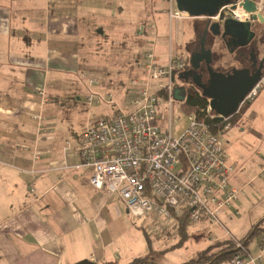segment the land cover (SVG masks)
<instances>
[{
	"label": "crops",
	"instance_id": "0c3cea01",
	"mask_svg": "<svg viewBox=\"0 0 264 264\" xmlns=\"http://www.w3.org/2000/svg\"><path fill=\"white\" fill-rule=\"evenodd\" d=\"M147 11L144 0H0V264H76L85 258L130 264L142 257L155 262L150 256L157 250L149 237L138 247L127 239L140 226L131 221L125 202L95 188L89 181L91 169L76 167L93 105L85 102L88 79L82 85L73 76L80 72L87 78L88 70L100 71L93 89L102 96L112 87L122 89L120 72L128 64L131 45L114 43L113 33L126 34L123 14L133 12L137 42L154 44L155 38L146 35L153 21L143 22L149 18ZM155 47L160 61L166 52ZM183 47L178 44L180 51ZM172 52L170 44L166 63ZM94 53L104 55L103 60L96 61ZM109 68L117 69L114 79L104 77ZM134 72L130 80L138 77ZM38 86L44 95L37 93ZM35 114L46 118L48 131L40 132ZM244 118L245 111L238 123ZM258 169L248 179L234 168L230 184L240 191L255 177L264 181V159ZM233 206L237 214L243 204L236 201ZM160 224L166 226V221ZM154 225L143 219L141 227L159 226ZM195 226H188L189 234ZM222 236L212 235L210 242ZM258 242L254 252H259ZM194 256L179 255L163 264H183Z\"/></svg>",
	"mask_w": 264,
	"mask_h": 264
},
{
	"label": "built area",
	"instance_id": "2783aa9c",
	"mask_svg": "<svg viewBox=\"0 0 264 264\" xmlns=\"http://www.w3.org/2000/svg\"><path fill=\"white\" fill-rule=\"evenodd\" d=\"M165 1L168 7L163 11L170 20L210 18L223 22L228 17L245 20L250 16L241 7L245 0L223 5L211 17H193L180 11L176 0ZM254 1L257 12L262 13L264 1ZM233 4H236V10L231 9ZM149 28L155 31V23L149 22ZM140 65L146 79L135 77L130 81L137 94L131 101L132 109H117L108 118L91 113L93 121L79 140L76 167L91 169L90 183L99 190L119 196L133 217L150 220L152 225L157 222L163 228L175 226L178 229L179 218H184L189 225L199 222L219 224L226 236L232 238L220 216L235 204L239 190L230 184L234 167L228 162L221 134L214 132L194 113L187 116L188 123L181 134L175 136L172 133L174 103L182 105L186 101V95L183 100H177L174 90L178 87L186 89L191 84L179 77L189 69L190 62L184 56L170 54L168 62L161 64L153 51H145ZM98 84V78H88L89 93L85 102L88 105L102 101L114 103L112 93L106 91L102 96L93 89ZM263 86L264 68L244 102L253 101ZM36 91L44 95L42 86ZM166 110L169 112L168 129L162 132L158 117L164 119ZM208 110H212L210 106ZM34 119L40 132L48 131V123L42 114H35ZM229 128L230 124H227L225 129ZM161 221H166V226H162ZM235 241L237 247L242 246L240 240ZM258 247L257 255L242 247L225 264H264V236Z\"/></svg>",
	"mask_w": 264,
	"mask_h": 264
},
{
	"label": "rangeland",
	"instance_id": "374dc122",
	"mask_svg": "<svg viewBox=\"0 0 264 264\" xmlns=\"http://www.w3.org/2000/svg\"><path fill=\"white\" fill-rule=\"evenodd\" d=\"M144 4H146L148 7L146 14H148L149 18L146 22L145 20L143 22L148 23L149 20H152L156 26V32L147 30L146 35L147 37H154L155 43H138V36L136 34L139 30V26L136 22V15L133 14V12L123 14L126 22L124 23L125 26H123L121 29H124L126 34L120 36L118 32H115L113 33L114 35L112 39L114 43L118 41L121 42L123 40L124 42H127L125 45H131V50L128 51V58L130 57L128 64H126V67L120 72L125 85L122 89H116V87L110 88L109 92L112 93L113 102H115V105L114 103L111 104L106 101H102L98 107L97 105L91 106L89 111H91L94 115H99L100 113L104 118H108L112 116L116 109L123 111L132 109L131 101L137 97V94L135 92L136 87L132 86L130 83V75L135 70L136 72L134 73L138 75L140 80L143 78L146 79L145 71L140 65L141 57L145 51H153L157 55L158 52L155 45L159 46L158 49L163 51V53L166 52L163 54V59H160L159 61L161 64H165L167 61V53L170 50V44L174 57H179L181 55L185 57L188 56L187 46L189 39L192 37L195 23L200 19H181L172 20L171 22L169 15L163 11L168 7L165 0H144ZM262 14L264 16V3ZM97 27L101 28V26ZM104 29L108 33L112 31L111 29H107V27H104ZM255 30L259 35L260 32L264 30V22L257 26ZM150 31L152 34H150ZM194 40H196L195 35L193 36L192 41ZM178 44H182L184 46L182 51L178 49ZM219 45L220 44L218 43L213 47L214 51H217L218 53L224 50V48H220ZM110 50L112 54L116 52L114 49ZM91 56H94L96 61H101L104 57V55L96 53L92 54ZM132 61H138V63L135 66H132L134 65L132 64L134 63ZM230 61L231 60L228 57L222 61L220 60L218 65H223V67L227 68ZM99 73L100 71L95 73V71L88 70L87 78L82 77L80 72L73 76H76L77 80H79V82L84 85L87 83V79L89 77L97 79V74ZM114 73H117L116 68L106 69V73L104 74L106 76L104 77L106 79H110L111 77L114 79ZM162 113V109H159V114ZM187 116L188 113L182 109L178 102H175L171 119L173 135L178 136L187 126ZM168 122L169 112L166 110L164 112V119H160L158 117V126L162 132H165L168 129ZM238 124H240L241 128L244 129L241 130L236 125H233L221 135L223 147L227 157L233 162L235 170L243 171L244 176H246L248 179H251L256 173H258V166L264 159V86L261 88L257 97L252 101L249 109L245 110V118L242 119ZM255 178L256 179L251 180V183L248 184V187L239 191L237 202L240 201L243 206L238 209L237 214L234 213L235 207L232 206L220 216L222 224L229 230L232 238L234 239L228 236L227 238L233 240L235 243V239L241 240L240 238L246 235L250 228L254 227L258 220L264 216V181L262 177ZM256 187H259V192H254V188ZM129 216L131 221L135 222V224L137 223L140 228L137 227V230L131 229L127 235V239L129 240L130 237V241L135 244V247H138L140 244H142V242H144V240H146V237H149L152 247L155 251L157 250V252L151 254L150 258L159 264L170 263L179 255H196L202 249L209 247L213 243L210 242L212 235H223L221 239L225 237V230L219 224L207 222L209 225L203 228L204 224L206 223L199 222L195 224V227L190 228L191 236L186 242L179 246L178 243L180 240V235L175 226L163 228L159 225L154 228H144L145 225L141 227L143 223L142 218H136L130 214ZM205 229H208L209 231ZM263 236L264 234L258 233L251 240L249 247L250 253L252 255L258 254L257 251L254 252L253 247L255 242L259 241Z\"/></svg>",
	"mask_w": 264,
	"mask_h": 264
},
{
	"label": "water",
	"instance_id": "95a60500",
	"mask_svg": "<svg viewBox=\"0 0 264 264\" xmlns=\"http://www.w3.org/2000/svg\"><path fill=\"white\" fill-rule=\"evenodd\" d=\"M237 0H176V6L180 11H185L193 17L207 16L211 17L217 14L220 7L226 4L235 3ZM241 7L249 18L239 20L234 17H228L223 22L207 19L205 34L211 32L214 35H221L225 39V44L229 52H234L236 48L246 47L254 40L256 31L253 29L254 21L264 22L262 13L257 12V4L254 0H245ZM236 10V4L231 6ZM205 36L202 39L200 51L190 53V69L179 74L180 79L190 82L201 90L204 97L209 99L210 108L221 117H230L236 114L243 104L246 95L253 86L260 80L263 69L260 67L255 71L242 66L240 68L231 66L224 70H216L213 67V53L210 48H205ZM264 58L261 60L263 64ZM202 62L207 69L206 79L197 72ZM185 88L178 87L174 90V96L177 100H183ZM262 220L258 221L248 236L242 241L241 247L221 252L215 256L209 264H213L219 257L227 254L236 253L242 247H246L249 241L254 237L255 232Z\"/></svg>",
	"mask_w": 264,
	"mask_h": 264
},
{
	"label": "trees",
	"instance_id": "16d2710c",
	"mask_svg": "<svg viewBox=\"0 0 264 264\" xmlns=\"http://www.w3.org/2000/svg\"><path fill=\"white\" fill-rule=\"evenodd\" d=\"M185 90H186L185 91L186 101L185 103L180 105L182 109H184V111L187 112L188 115L193 113L196 114L198 118H200L201 120L205 121L208 125H210V127L214 132L219 133L221 135L224 132H226L227 129H225V126L227 124H230L231 127L238 123L240 117L251 103V101L250 102L245 101L240 107L239 112H237L236 114L230 117L224 118L218 116L213 110H208V106H209L208 98L204 97L201 93V90L197 88L195 85L191 83ZM260 220L262 221L258 226L255 235L258 233L264 234V216L261 217ZM188 226L189 224L184 218H179L178 221V232L180 235V240L178 243L179 246H181L184 242H186L190 237V234L188 232ZM251 230L252 229H250L249 232L244 237L241 238L240 240L241 242L245 240V238L248 236ZM251 240L246 246L247 250H249V244ZM236 247H237L236 243L231 239L228 238L218 239L215 240L209 247H207L206 249H204L203 251H201L191 259L187 260L183 264H209L210 261L219 253L225 250L235 249ZM233 255L234 253L219 257L213 264H224L227 261H229L233 257ZM76 264H117V263L112 261L99 263L91 258H85L79 260ZM130 264H158V263L152 262L148 258L142 257V258L134 259Z\"/></svg>",
	"mask_w": 264,
	"mask_h": 264
},
{
	"label": "flooded vegetation",
	"instance_id": "af4514ba",
	"mask_svg": "<svg viewBox=\"0 0 264 264\" xmlns=\"http://www.w3.org/2000/svg\"><path fill=\"white\" fill-rule=\"evenodd\" d=\"M208 22L207 19H200L198 22L195 23V36L196 40L191 41L188 46V53H192L193 51H200L202 47V39L205 36L204 45L205 48H210L213 53V67L216 70H224L226 67L219 66L218 62L222 59H226L229 57L231 60L229 62V67L236 66L238 68L245 66L250 68L252 71H255L258 68H264V61L263 64L261 63V60L264 58V30L260 32V36L258 35V32L255 30V28L262 24V22L254 21L253 29L256 31V36L252 43H250L246 47H239L234 50V52H229V48H227L225 44V39L222 38L221 35H214L211 32H207L205 34V29ZM220 44V48H224V50L220 53L217 51H214L213 47L216 44ZM189 53V55H190ZM262 53V54H261ZM226 68V69H227ZM190 69V67H189ZM198 73H200L204 79L207 77V69L204 62H202L200 68L197 70Z\"/></svg>",
	"mask_w": 264,
	"mask_h": 264
},
{
	"label": "bare ground",
	"instance_id": "6f19581e",
	"mask_svg": "<svg viewBox=\"0 0 264 264\" xmlns=\"http://www.w3.org/2000/svg\"><path fill=\"white\" fill-rule=\"evenodd\" d=\"M241 14H243L241 11H239ZM219 70V69H218ZM242 106V105H241ZM239 112V111H238Z\"/></svg>",
	"mask_w": 264,
	"mask_h": 264
}]
</instances>
